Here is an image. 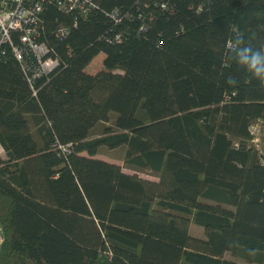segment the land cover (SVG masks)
I'll list each match as a JSON object with an SVG mask.
<instances>
[{"label":"trees","instance_id":"trees-1","mask_svg":"<svg viewBox=\"0 0 264 264\" xmlns=\"http://www.w3.org/2000/svg\"><path fill=\"white\" fill-rule=\"evenodd\" d=\"M92 2L40 11L60 63L34 92L18 32L22 60L2 45L0 264H264V73L241 63L264 50V0Z\"/></svg>","mask_w":264,"mask_h":264},{"label":"built area","instance_id":"built-area-1","mask_svg":"<svg viewBox=\"0 0 264 264\" xmlns=\"http://www.w3.org/2000/svg\"><path fill=\"white\" fill-rule=\"evenodd\" d=\"M52 4L63 12L75 11L85 14L95 7L92 0H0V53H3L2 45L7 43L17 60H22V49L11 42L10 32H18V40L26 46L35 58V67L27 75L26 67L23 64V71L31 86V80L40 75H47L59 65V58L51 54V49L43 41H38L37 36L41 29L40 11L44 5ZM116 21V10L108 14ZM67 29L58 27L54 35L61 38L65 36ZM117 38V37H115ZM62 151L68 152L69 145H59ZM3 235L0 229V243Z\"/></svg>","mask_w":264,"mask_h":264},{"label":"rangeland","instance_id":"rangeland-1","mask_svg":"<svg viewBox=\"0 0 264 264\" xmlns=\"http://www.w3.org/2000/svg\"><path fill=\"white\" fill-rule=\"evenodd\" d=\"M103 54L101 52L97 53L95 56H93L91 58V60L88 62L87 66L85 67V71L88 73H94L96 71H98L99 69H102V60ZM105 123H99L98 125H95L92 130L91 133L95 134L102 125H104ZM251 133H252V142L258 146L259 145V141H260V136H261V132H262V126L261 124H253L250 127ZM0 155H3V151L0 147ZM95 157L104 159L106 161L109 162H114L118 165H120L121 169L123 171L132 173L135 172L137 175L147 178V179H156L153 175L148 174L146 172L143 171H139V170H133L127 166L124 165L123 160H122V156H123V147L122 146H117L114 148H107L105 146H100L98 148L97 153L94 154ZM188 231L190 234L197 236V237H202V228L198 225H195L193 223L189 224V228ZM225 257L230 258V259H234L237 261H242L240 258L235 257L233 255H231L229 252H225L224 254Z\"/></svg>","mask_w":264,"mask_h":264},{"label":"clouds","instance_id":"clouds-1","mask_svg":"<svg viewBox=\"0 0 264 264\" xmlns=\"http://www.w3.org/2000/svg\"><path fill=\"white\" fill-rule=\"evenodd\" d=\"M251 51V49L245 50V60L241 61L242 64H246L248 69H256V75H261L264 73V67H259L260 65L264 64V50H262L260 53L253 52L251 55V58H247V52ZM264 79V77H262ZM230 82L235 83V80L232 78H229Z\"/></svg>","mask_w":264,"mask_h":264}]
</instances>
